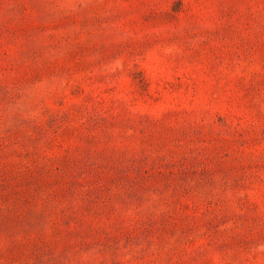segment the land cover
Instances as JSON below:
<instances>
[{
	"label": "rangeland",
	"instance_id": "rangeland-1",
	"mask_svg": "<svg viewBox=\"0 0 264 264\" xmlns=\"http://www.w3.org/2000/svg\"><path fill=\"white\" fill-rule=\"evenodd\" d=\"M0 264H264V0H0Z\"/></svg>",
	"mask_w": 264,
	"mask_h": 264
}]
</instances>
